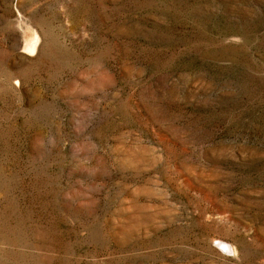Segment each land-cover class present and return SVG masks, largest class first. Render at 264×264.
Here are the masks:
<instances>
[{"label":"rangeland","instance_id":"374dc122","mask_svg":"<svg viewBox=\"0 0 264 264\" xmlns=\"http://www.w3.org/2000/svg\"><path fill=\"white\" fill-rule=\"evenodd\" d=\"M0 264H264V0H0Z\"/></svg>","mask_w":264,"mask_h":264},{"label":"bare ground","instance_id":"6f19581e","mask_svg":"<svg viewBox=\"0 0 264 264\" xmlns=\"http://www.w3.org/2000/svg\"><path fill=\"white\" fill-rule=\"evenodd\" d=\"M30 48L31 50L34 48V42L31 43Z\"/></svg>","mask_w":264,"mask_h":264}]
</instances>
